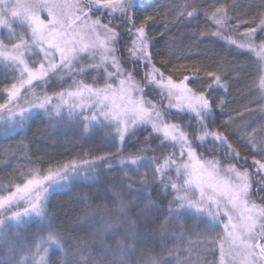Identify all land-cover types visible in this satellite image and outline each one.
I'll list each match as a JSON object with an SVG mask.
<instances>
[{
	"label": "snow or ice",
	"instance_id": "obj_1",
	"mask_svg": "<svg viewBox=\"0 0 264 264\" xmlns=\"http://www.w3.org/2000/svg\"><path fill=\"white\" fill-rule=\"evenodd\" d=\"M235 10L228 0H192L165 17L147 0H0V29L7 34V42L0 38V62L9 72L0 85L4 134L31 128L35 112L55 119L50 127L71 122L85 139L95 130L118 146L116 153L50 160L43 170L42 161L34 163L10 184L0 194V264H201L192 258L201 249L218 251V264H264V0H253L246 15ZM191 21L200 25L192 36L198 43L256 57L250 88L258 87L260 132L249 136L253 125L231 138L246 143L244 155L227 134L240 121L221 122L227 104L216 95H230L228 81L239 70L226 58L215 67L182 62L173 51L180 37L168 39L176 24ZM159 37L166 48L158 47ZM114 165L126 177L120 188L143 204L135 218L120 192L106 188L114 215L103 201L92 208L82 196L83 217L66 214L63 226L54 223L50 191L98 181L97 170ZM33 217L41 231L30 239L22 226ZM169 220L180 229L170 230ZM154 231L173 234L145 257L141 246ZM50 250L60 257L53 261Z\"/></svg>",
	"mask_w": 264,
	"mask_h": 264
},
{
	"label": "trees",
	"instance_id": "obj_2",
	"mask_svg": "<svg viewBox=\"0 0 264 264\" xmlns=\"http://www.w3.org/2000/svg\"><path fill=\"white\" fill-rule=\"evenodd\" d=\"M147 2L153 5L158 3V6L163 8L162 15L167 17L170 15L171 10H174L175 5L191 3L192 0H147ZM252 2L253 0H228L230 5L235 4L236 10L234 14L236 16L246 15L248 13V5ZM245 27L247 25H241L242 30ZM199 28L200 25L195 21L178 23L172 29L175 35L168 39L176 40L177 36L180 37L179 40H176V48L173 51L178 52L183 58L182 62L215 67L218 59L226 58L230 65L235 66L239 70L238 74L228 81L230 95H225L222 90H217L216 95L223 98L227 104V108L221 114V122L227 120L229 116L232 117V120L228 121L229 123L240 121L227 134L233 146L244 155L248 151L246 143L241 144L231 138L236 135L243 137L245 130L252 128L253 125H256V121L259 120V116L256 114L259 110V105L257 104V96L255 94L258 87L256 89L250 88L252 77L257 71V67L253 62L256 57H250L247 52H234L229 55L222 53L216 44L198 43L192 39V36L193 33L199 31ZM16 31L21 32L22 30L16 27ZM5 36L7 37V35L3 34L0 38H4L7 42ZM167 46L165 37H159L158 47L166 48ZM26 59L29 60L31 66V57L26 56ZM176 75H179V73ZM8 80L9 72L3 67V63L0 62V85H3ZM34 91L39 95L41 89L34 86ZM3 95L2 90H0V103H3ZM248 106L252 108V111L247 110ZM241 113H243V116ZM33 116L39 117V119L35 120L31 128L17 129L14 133L7 136L3 132V122L0 121V194H6L10 184L19 183L27 175L34 163L42 161L40 166L43 170L44 164L50 160L66 161L69 157L76 155L88 153L102 154V149L105 151L111 150L113 153L117 152L118 146L112 142V137H106L104 132L93 130V139H85L80 135V130L71 125V122H65L60 127H50V123L53 125L56 123L55 119L50 121L47 117L43 116V113L34 112ZM244 116L249 117V119L244 120ZM259 132L260 126L256 125L255 131H249L248 135L258 136ZM142 142L143 139L141 137ZM134 150L129 149V151ZM217 156H219V153H217ZM113 159H115V155ZM249 160L251 161V157H249ZM96 175L99 176L98 181H85L81 179L79 182L70 183L68 186H57L55 190L50 191L48 200L49 212L52 216L56 217L54 223L63 226L66 221V214L71 216L75 213L83 217V209L87 206L81 202L82 196L89 198L92 208H95L103 201L108 205L107 214L114 215L117 206L113 203L111 192L105 191L106 188L120 192L121 199L130 203L133 208V211L129 215L133 218L136 217V213L141 211L143 204L129 195L126 187L120 188V184L126 179V177L122 176L120 167L114 165L111 170L107 168L97 170ZM133 180L136 182L135 178ZM149 187L152 189L153 197L158 203H161V197L158 195L155 185L151 181H149ZM159 219H163V214L159 216ZM122 227L126 226L122 225ZM159 227V225L156 226L157 229ZM167 227L170 230H178L181 226L175 221L169 220ZM184 227L187 228V225H184ZM22 228L24 234L31 239L41 231L39 218L33 217L29 221L28 226H22ZM81 234L87 235L84 232ZM172 234V231L168 233L154 231L149 238V242L141 246V252L145 257L157 254L163 240ZM169 247L183 248L182 245H172L170 242ZM49 254L53 261L57 260L61 255L58 250H50ZM192 258L200 261L201 264H218L219 254L217 251L215 256H213L211 252L201 249L194 251ZM182 259H185V257L182 256Z\"/></svg>",
	"mask_w": 264,
	"mask_h": 264
},
{
	"label": "rangeland",
	"instance_id": "obj_3",
	"mask_svg": "<svg viewBox=\"0 0 264 264\" xmlns=\"http://www.w3.org/2000/svg\"><path fill=\"white\" fill-rule=\"evenodd\" d=\"M41 15H42V17H46V16H47V13L45 12V13H42ZM3 34L7 35L6 32H4L3 29H0V36L3 35ZM5 37H6V36H5ZM6 38H7V37H6ZM37 51H38V50H37Z\"/></svg>",
	"mask_w": 264,
	"mask_h": 264
}]
</instances>
